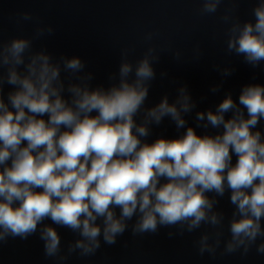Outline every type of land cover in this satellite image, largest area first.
<instances>
[{
  "label": "clouds",
  "instance_id": "9594fccd",
  "mask_svg": "<svg viewBox=\"0 0 264 264\" xmlns=\"http://www.w3.org/2000/svg\"><path fill=\"white\" fill-rule=\"evenodd\" d=\"M223 3L200 0L199 16ZM237 4L231 0L219 17L228 25L226 53L261 68L264 0L252 8L254 21L242 22ZM21 21L34 17L23 12ZM35 22L31 37L0 40V244L38 236L44 258L65 264L115 245L129 230L164 228L169 238L199 231L193 244L201 257H247L253 249L264 256V83H244L234 98L224 86L236 68L214 63L220 79L197 98L188 82L162 70L175 95L150 104L155 65L165 52L182 62L180 49L152 43L157 33L148 32L140 58L130 59L134 46L122 48L107 86L94 85L81 57L33 50L34 40L55 32ZM192 51L199 62L200 44ZM221 91L218 103L200 107ZM165 121L176 135L152 138ZM225 197L230 216L220 207ZM60 229L74 238L64 241Z\"/></svg>",
  "mask_w": 264,
  "mask_h": 264
}]
</instances>
